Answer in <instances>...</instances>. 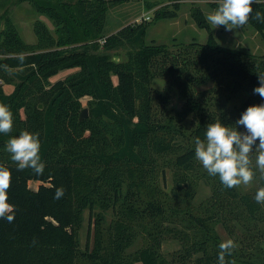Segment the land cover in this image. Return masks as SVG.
I'll return each instance as SVG.
<instances>
[{"label": "trees", "instance_id": "1", "mask_svg": "<svg viewBox=\"0 0 264 264\" xmlns=\"http://www.w3.org/2000/svg\"><path fill=\"white\" fill-rule=\"evenodd\" d=\"M26 1L53 22L57 38L42 21L35 22V44L10 21L0 32V104L14 121L9 134H0V167L11 173L10 211L0 217V264H30L41 251L50 254V264H219L218 225L234 243L224 264H264V204L255 200L264 172L256 153H250L249 190L225 187L195 158V140L209 124L234 127L249 105L262 102L253 89L264 76V56L221 46L199 8L193 17L209 31L207 42L156 45L146 43L145 21L106 35L107 13L123 0ZM207 1L215 9L221 3ZM180 7L175 2L155 12V22L176 18ZM252 8L245 25L264 37V0ZM77 43L85 46L67 48ZM126 45L139 49L125 62L107 54ZM156 80L165 81L162 90ZM7 84H14L11 94ZM241 93L246 99L230 108ZM85 99L88 117L80 120ZM24 131L39 135L41 174L18 170L6 151L10 137ZM31 182L41 185L33 190ZM202 183L211 195L196 205ZM86 211L94 217L93 243L82 249ZM167 241L180 249L165 254Z\"/></svg>", "mask_w": 264, "mask_h": 264}, {"label": "rangeland", "instance_id": "2", "mask_svg": "<svg viewBox=\"0 0 264 264\" xmlns=\"http://www.w3.org/2000/svg\"><path fill=\"white\" fill-rule=\"evenodd\" d=\"M121 4L114 5L107 13L106 35L116 34L124 27L135 24L147 22L150 25L146 34V43L156 45H171L173 41L177 40L180 43H190L198 41L205 43L209 40V31L204 28H200L193 17L194 8H199L205 18L210 13H213L216 9L211 7L207 0H123ZM180 3L181 7L176 12L177 17L173 19H162L155 22V16L157 11L162 8L173 6L174 3ZM149 5H154L153 9H149ZM174 11L173 7L168 9ZM10 21L17 28L20 36L23 40L29 44H35L37 42L34 26L36 21L44 22L51 32L55 34V27L53 22L46 17L39 15L34 6L26 0H3L0 4V32L6 27L7 22ZM210 25V24H209ZM211 32L217 42L228 49L239 50L250 53L256 56H264V37L256 31L250 25H244L242 27L235 28L233 30H225L224 26H219L214 29L211 26ZM100 44V52L103 51L104 45L103 39L95 40ZM89 43V42H88ZM93 45V43H90ZM85 43H77L69 49H82ZM139 47L126 45L118 50H112L107 52L115 62L127 61V54L130 51H136ZM13 74V75H12ZM68 74V73H67ZM65 74L60 75L56 79H64ZM11 77L17 83L20 82L15 76V73H11ZM56 79H53L55 81ZM165 86V81L156 80L154 87L162 90ZM15 87L13 85H4L6 94H11ZM246 99V94L234 97L230 103V108L239 107L243 100ZM87 100L83 101L84 109H86ZM165 187L168 191L173 186V178L171 172L167 171L165 179ZM41 184L37 182H31L30 187L33 190H37ZM243 185L245 190L253 188V182L251 181L247 185ZM211 195L210 188L204 183L201 184V189L196 198L197 204L202 203ZM94 217L89 211L84 214V223L80 231V245L82 249H86L87 246H92L93 232H94ZM216 233L219 235L222 242L231 240L226 233L222 225H218ZM178 242L167 241L163 248L165 254L175 252L179 249ZM51 256L47 251L36 252L31 259L30 264H50ZM48 259V260H47ZM53 264H64L54 260Z\"/></svg>", "mask_w": 264, "mask_h": 264}, {"label": "clouds", "instance_id": "3", "mask_svg": "<svg viewBox=\"0 0 264 264\" xmlns=\"http://www.w3.org/2000/svg\"><path fill=\"white\" fill-rule=\"evenodd\" d=\"M256 0H221L218 8L207 15V22L215 28L224 26L225 30H233L244 26L253 12L252 5ZM260 13L256 14L259 19ZM259 86L253 89L258 94L261 103L249 105L233 124L234 127L217 122L209 124L204 138L195 140V158L206 170L209 176L219 177L227 188L240 184H249L254 177L250 166V153H256V167L264 172V76L258 75ZM13 114L7 105L0 104V134H9L13 128ZM258 141V143H257ZM6 151L17 163L18 170L31 168L36 174L44 171L40 156V140L37 133L21 132L19 136L10 137ZM11 173L7 168L0 167V217L10 211L7 202V190L10 187ZM63 196V189H57L55 198ZM257 203L264 204V188L256 195ZM13 217L7 216L8 220ZM219 264H224V255L230 254L234 247L232 240L219 245Z\"/></svg>", "mask_w": 264, "mask_h": 264}, {"label": "water", "instance_id": "4", "mask_svg": "<svg viewBox=\"0 0 264 264\" xmlns=\"http://www.w3.org/2000/svg\"><path fill=\"white\" fill-rule=\"evenodd\" d=\"M88 117V109H84L82 112H81V115H80V120H84Z\"/></svg>", "mask_w": 264, "mask_h": 264}, {"label": "crops", "instance_id": "5", "mask_svg": "<svg viewBox=\"0 0 264 264\" xmlns=\"http://www.w3.org/2000/svg\"><path fill=\"white\" fill-rule=\"evenodd\" d=\"M200 189H201V185H200ZM200 189H199V191H200ZM199 193V192H198ZM198 196V195H197ZM210 197V196H209ZM201 204V203H200ZM200 204H197V200H196V205H200ZM174 242V241H173ZM165 244V243H164ZM164 246L165 245H163V248H164ZM178 246H179V249H180V244H178ZM177 251V250H176Z\"/></svg>", "mask_w": 264, "mask_h": 264}, {"label": "built area", "instance_id": "6", "mask_svg": "<svg viewBox=\"0 0 264 264\" xmlns=\"http://www.w3.org/2000/svg\"><path fill=\"white\" fill-rule=\"evenodd\" d=\"M103 44L105 43V40H103V42H102Z\"/></svg>", "mask_w": 264, "mask_h": 264}]
</instances>
